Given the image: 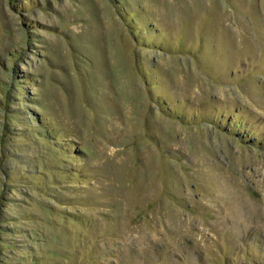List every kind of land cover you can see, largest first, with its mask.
<instances>
[{
  "label": "rangeland",
  "instance_id": "obj_1",
  "mask_svg": "<svg viewBox=\"0 0 264 264\" xmlns=\"http://www.w3.org/2000/svg\"><path fill=\"white\" fill-rule=\"evenodd\" d=\"M0 264H264V0H0Z\"/></svg>",
  "mask_w": 264,
  "mask_h": 264
}]
</instances>
